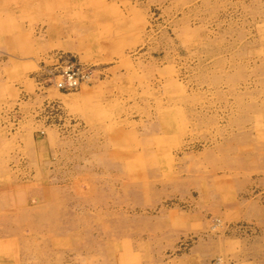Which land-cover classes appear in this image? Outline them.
Returning a JSON list of instances; mask_svg holds the SVG:
<instances>
[{"label":"rangeland","instance_id":"rangeland-1","mask_svg":"<svg viewBox=\"0 0 264 264\" xmlns=\"http://www.w3.org/2000/svg\"><path fill=\"white\" fill-rule=\"evenodd\" d=\"M37 1L0 40V264H264V0ZM85 15L60 91L46 31Z\"/></svg>","mask_w":264,"mask_h":264},{"label":"crops","instance_id":"crops-1","mask_svg":"<svg viewBox=\"0 0 264 264\" xmlns=\"http://www.w3.org/2000/svg\"><path fill=\"white\" fill-rule=\"evenodd\" d=\"M44 1L38 2L37 0H0V24H4L0 26V40L4 41H12L13 39H21L23 32L25 30L22 29V32L20 30L14 29L11 25L13 19L15 21H25V20H31L35 21L37 19H40L43 21V17L40 16V11L36 10L40 6H45L43 3ZM75 7H80L81 1L77 3V1H74ZM44 4V5H41ZM42 8V7H40ZM8 9V10H6ZM87 13V12H86ZM10 23H9V22ZM26 22L27 32H32L33 30H36L38 25H34L38 23L39 21L33 22V25L30 26V22ZM40 21V22H41ZM71 22H68L66 24H62V26H52L51 29H47L46 35L47 37L51 39H56L57 41H61L62 43L59 46H61L64 50H66L65 53H69L71 55H78L82 52V47H80L77 44H74L72 42H64L65 40H89V39H95V36L101 35V31L99 28H97L96 23L93 22V19L87 15L81 16L79 19H72ZM31 28V30H30ZM19 33V35H17ZM21 33V34H20ZM17 35V36H16ZM15 36V37H13ZM13 37V38H11ZM1 45V44H0ZM7 45H4L0 47V53H8ZM18 54H21L22 47H19ZM63 52V51H62ZM24 53V51H23ZM77 57V56H76ZM78 58V57H77ZM79 61H81L78 58ZM82 62V61H81ZM33 87L29 86L28 88H17L15 87L13 89L14 96L22 95L24 93H28V90L30 91Z\"/></svg>","mask_w":264,"mask_h":264},{"label":"built area","instance_id":"built-area-1","mask_svg":"<svg viewBox=\"0 0 264 264\" xmlns=\"http://www.w3.org/2000/svg\"><path fill=\"white\" fill-rule=\"evenodd\" d=\"M93 69L68 54H55L48 72V81L60 91L79 90L91 81Z\"/></svg>","mask_w":264,"mask_h":264}]
</instances>
